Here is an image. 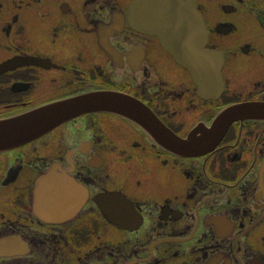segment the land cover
<instances>
[{
	"label": "flooded vegetation",
	"instance_id": "af4514ba",
	"mask_svg": "<svg viewBox=\"0 0 264 264\" xmlns=\"http://www.w3.org/2000/svg\"><path fill=\"white\" fill-rule=\"evenodd\" d=\"M162 1L0 0V118L95 91L179 138L262 112L179 150L89 110L1 151L0 264H264V0H196L193 69L150 30Z\"/></svg>",
	"mask_w": 264,
	"mask_h": 264
},
{
	"label": "water",
	"instance_id": "95a60500",
	"mask_svg": "<svg viewBox=\"0 0 264 264\" xmlns=\"http://www.w3.org/2000/svg\"><path fill=\"white\" fill-rule=\"evenodd\" d=\"M195 3V0H163L159 19L150 26L165 49L188 69L194 68L193 58L201 52L206 40V32H202L203 20L196 17ZM177 4L182 6L177 7ZM175 14H179V17H175ZM102 109L135 121L149 130L161 144L179 150L209 145L225 132L234 117L246 111L263 110L253 105L230 107L222 111L210 127L195 128L187 138H179L167 133L144 105L132 96L114 91H95L55 100L0 118V152L43 134L73 115Z\"/></svg>",
	"mask_w": 264,
	"mask_h": 264
}]
</instances>
